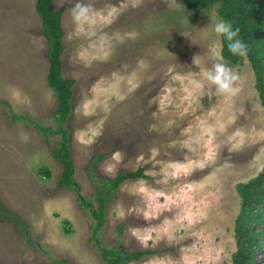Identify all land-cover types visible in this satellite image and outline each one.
Listing matches in <instances>:
<instances>
[{"label":"rangeland","instance_id":"obj_1","mask_svg":"<svg viewBox=\"0 0 264 264\" xmlns=\"http://www.w3.org/2000/svg\"><path fill=\"white\" fill-rule=\"evenodd\" d=\"M81 2L90 5L88 22L74 20L77 0L55 1L65 9L64 74L76 81L67 125L76 179L94 196L87 170L97 156L104 178L141 169L148 177L121 186L105 245L154 252L131 264H234L238 186L264 170V105L248 58L226 61L222 38L208 27L210 14L221 18L219 5L195 15L182 0ZM36 4L0 0V203L32 240L0 219V264H105L78 196L58 187L63 166L52 153L59 140L11 118L30 115L55 128L49 42ZM216 62L239 75L234 93H218L208 81ZM252 231L264 264V224Z\"/></svg>","mask_w":264,"mask_h":264},{"label":"trees","instance_id":"obj_2","mask_svg":"<svg viewBox=\"0 0 264 264\" xmlns=\"http://www.w3.org/2000/svg\"><path fill=\"white\" fill-rule=\"evenodd\" d=\"M56 0H37L36 10L42 20L43 33L49 42V71L47 82L57 98V108L53 114L55 128L42 125L30 115H12L13 122H26L38 133L49 139H58L52 155L63 166L58 184L59 189L74 192L78 196L83 213L92 220L90 225V243L97 248L105 264H131L139 262L152 251L128 252L118 247L105 245L102 233L108 222V212L121 186L129 181L147 179L145 170L122 172L116 178H104L98 174L103 157L97 156L90 164L89 177L96 187L94 196L83 194L81 184L76 179V168L71 152V130L67 127L74 111L76 81L66 78L62 57L66 46L62 23L65 9L55 8ZM189 11L199 15L213 4H218L219 15L230 21L233 28L240 29V36L248 45L247 58L256 76V88L264 105V0H182ZM222 57L236 65L244 57L233 56L222 38ZM3 104L7 105L5 102ZM49 175V174H47ZM242 199V211L237 220L238 251L234 255V264H257V247L260 235L252 231L255 223L264 224V170L247 184L238 186ZM0 219L19 227L32 242L25 222L5 209L0 203ZM69 232V231H67ZM119 239L123 237V227L117 229ZM264 245V244H262ZM67 264V263H62Z\"/></svg>","mask_w":264,"mask_h":264},{"label":"clouds","instance_id":"obj_3","mask_svg":"<svg viewBox=\"0 0 264 264\" xmlns=\"http://www.w3.org/2000/svg\"><path fill=\"white\" fill-rule=\"evenodd\" d=\"M90 5L84 4L81 0L73 9L74 20L76 22H88L90 20ZM211 23L208 27L212 29L217 37L227 41L228 51L233 56L246 57L248 45L240 36V29L233 28L230 21L223 18H216V14H210ZM195 63V58H194ZM208 81L216 86V91L221 94H232L235 92V83L240 79L239 75L227 64L216 62L207 72Z\"/></svg>","mask_w":264,"mask_h":264}]
</instances>
